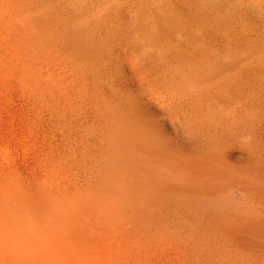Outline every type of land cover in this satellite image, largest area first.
Returning a JSON list of instances; mask_svg holds the SVG:
<instances>
[{
	"label": "rangeland",
	"instance_id": "374dc122",
	"mask_svg": "<svg viewBox=\"0 0 264 264\" xmlns=\"http://www.w3.org/2000/svg\"><path fill=\"white\" fill-rule=\"evenodd\" d=\"M0 264H264V0H0Z\"/></svg>",
	"mask_w": 264,
	"mask_h": 264
},
{
	"label": "bare ground",
	"instance_id": "6f19581e",
	"mask_svg": "<svg viewBox=\"0 0 264 264\" xmlns=\"http://www.w3.org/2000/svg\"><path fill=\"white\" fill-rule=\"evenodd\" d=\"M12 209L13 210H17L18 209V217H23L24 218L26 216L28 207L25 206V208H24V206L22 204L18 205L17 203H14L13 206H12ZM19 210H22L23 212L20 213Z\"/></svg>",
	"mask_w": 264,
	"mask_h": 264
}]
</instances>
